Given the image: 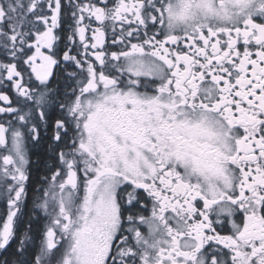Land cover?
Listing matches in <instances>:
<instances>
[{
    "label": "snow or ice",
    "instance_id": "6c2138e0",
    "mask_svg": "<svg viewBox=\"0 0 264 264\" xmlns=\"http://www.w3.org/2000/svg\"><path fill=\"white\" fill-rule=\"evenodd\" d=\"M0 88V264H264V0H0Z\"/></svg>",
    "mask_w": 264,
    "mask_h": 264
},
{
    "label": "flooded vegetation",
    "instance_id": "af4514ba",
    "mask_svg": "<svg viewBox=\"0 0 264 264\" xmlns=\"http://www.w3.org/2000/svg\"><path fill=\"white\" fill-rule=\"evenodd\" d=\"M57 34L60 36V40L57 42V52L62 54L63 50L65 49V45L68 43L67 41V34L69 32V28H68V20L65 19L62 24L61 27L58 28L56 30ZM110 43V41H109ZM182 46V45H181ZM174 47V46H173ZM239 48L242 49L243 45L242 43L238 45ZM42 51L47 52L46 49H43ZM31 54V53H29ZM53 76L50 78V83L52 88H57L59 87L61 89V91L63 90V85H64V79H63V69L62 68H54L53 69ZM0 91L6 92L8 93L10 96H12V99L15 100V96L14 94L11 93V91L7 88H0ZM59 116V112L58 110H56L55 108L49 109L48 110V123L47 126L41 125L40 127V137H41V141H43V139L45 137H48L49 143L51 141V137L53 134V122L57 119V117ZM38 145L33 146L30 142L28 144V149H29V158H30V166L33 162V160L31 159L32 153L35 151V148ZM50 151V149H49ZM4 211V207L2 204H0V214H3ZM235 219H237V221L239 222L240 219V214H237V217H235Z\"/></svg>",
    "mask_w": 264,
    "mask_h": 264
},
{
    "label": "trees",
    "instance_id": "16d2710c",
    "mask_svg": "<svg viewBox=\"0 0 264 264\" xmlns=\"http://www.w3.org/2000/svg\"><path fill=\"white\" fill-rule=\"evenodd\" d=\"M31 159L33 160L30 166L32 177L31 183L34 184L39 179L41 173L45 170V163H52L48 137H45L43 141H41L40 144L36 146L35 151L32 153ZM29 200H31V192Z\"/></svg>",
    "mask_w": 264,
    "mask_h": 264
}]
</instances>
